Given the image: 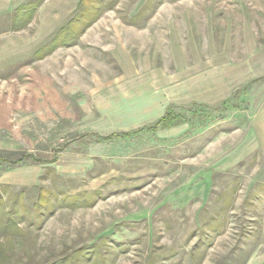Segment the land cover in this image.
Returning a JSON list of instances; mask_svg holds the SVG:
<instances>
[{
	"label": "rangeland",
	"instance_id": "rangeland-1",
	"mask_svg": "<svg viewBox=\"0 0 264 264\" xmlns=\"http://www.w3.org/2000/svg\"><path fill=\"white\" fill-rule=\"evenodd\" d=\"M0 6L6 264H264V0Z\"/></svg>",
	"mask_w": 264,
	"mask_h": 264
},
{
	"label": "crops",
	"instance_id": "crops-1",
	"mask_svg": "<svg viewBox=\"0 0 264 264\" xmlns=\"http://www.w3.org/2000/svg\"><path fill=\"white\" fill-rule=\"evenodd\" d=\"M3 6V5H1ZM0 6V8H1ZM102 19H97V21L95 20L93 22V26L97 24L98 21H100ZM129 30H131L129 28ZM54 35V34H53ZM53 37V36H52ZM122 37V36H121ZM47 41V40H46ZM81 41V40H80ZM129 42V43H128ZM99 43H104V41H100ZM103 48H107V49H102V50H105L107 51L108 49H113V50H119L120 52H130L128 54L129 57L132 56L131 52L133 50H136V49H140L141 46H139L138 44H133L131 42V37L130 36H124L123 38L121 39H116L113 43L112 42H106V44H100ZM67 48H75L74 52H75V56L73 57V59H75V68H76V73H81L83 72L82 71V67H83V57L81 55V52L83 50V48L80 47V44L79 43H76L75 45H67L66 46ZM34 52V51H33ZM62 52V51H61ZM30 54V53H28ZM71 54V53H70ZM73 55V54H72ZM19 57V56H18ZM72 58V57H71ZM60 65V64H59ZM65 65H68V62L65 61ZM92 72H94L92 70ZM148 103L145 101L143 103H137V106L138 105H147ZM146 119V118H145ZM30 180H34L33 177L30 175Z\"/></svg>",
	"mask_w": 264,
	"mask_h": 264
},
{
	"label": "trees",
	"instance_id": "trees-1",
	"mask_svg": "<svg viewBox=\"0 0 264 264\" xmlns=\"http://www.w3.org/2000/svg\"><path fill=\"white\" fill-rule=\"evenodd\" d=\"M172 118H173V117L170 118V117H169V114H167L165 117H163L162 119H160L159 122H164V121H166V124L163 125V126H167L168 124H170L169 122L173 120ZM2 161H5V160H4L3 158L0 157V164H1ZM54 161H55V160L53 159L52 162H54ZM10 220H11V219H10ZM7 259H8V255H7L6 251H5V249H2V247H1V245H0V264H6L7 261H5V260H7Z\"/></svg>",
	"mask_w": 264,
	"mask_h": 264
}]
</instances>
